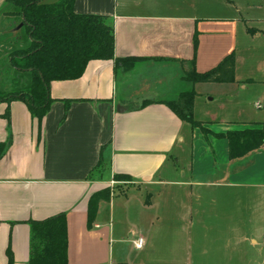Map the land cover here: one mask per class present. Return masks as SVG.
<instances>
[{"label": "crops", "instance_id": "crops-1", "mask_svg": "<svg viewBox=\"0 0 264 264\" xmlns=\"http://www.w3.org/2000/svg\"><path fill=\"white\" fill-rule=\"evenodd\" d=\"M73 11L112 18L115 57L140 60L118 67L93 60L80 78L51 82L54 101L40 123L23 102H0V142L8 143L0 158V264L7 250L12 264H28V221L60 212L68 264H264V253L246 246L264 239L257 231L264 145L232 162L227 140L213 135L231 125L202 123L212 133L205 136L165 104L191 88L182 79L188 61L199 73L213 69L235 55L239 40L259 37L258 20L234 0H75ZM8 22L0 14V25ZM237 62L235 55L234 82L214 85L233 87ZM105 190L109 199L89 224V200Z\"/></svg>", "mask_w": 264, "mask_h": 264}, {"label": "trees", "instance_id": "trees-1", "mask_svg": "<svg viewBox=\"0 0 264 264\" xmlns=\"http://www.w3.org/2000/svg\"><path fill=\"white\" fill-rule=\"evenodd\" d=\"M74 1L60 0L48 5L44 0H5L0 10V14L12 22L10 29L0 35V102L7 105L12 101L23 102L31 117L38 123L48 113L54 101L50 97L51 82L80 78L87 64L93 60H111L115 67L127 61L140 60L116 58L112 18L77 14L73 11ZM193 46L196 49V35ZM234 69V53L204 73L196 72L195 60L192 58L183 66L182 79L191 86L200 83H233ZM3 72L7 75L5 81ZM194 95V89L190 88L165 104L182 121L189 123L192 128H199L207 136L212 133L201 122L193 119ZM63 102L62 121L67 116L71 100L65 99ZM3 117L8 119V108ZM251 125L252 128L213 133L214 136L227 140L230 161L235 162L262 149L264 122ZM7 148L8 143L0 142V158ZM103 167L104 162L100 158L94 169L101 171ZM114 178L129 180L128 176L123 175H115ZM108 193L105 190L91 196L87 212L89 224L94 219L98 202L109 199ZM28 224V264H68L66 213L29 220ZM7 256V264H12L13 258L9 250Z\"/></svg>", "mask_w": 264, "mask_h": 264}, {"label": "rangeland", "instance_id": "rangeland-1", "mask_svg": "<svg viewBox=\"0 0 264 264\" xmlns=\"http://www.w3.org/2000/svg\"><path fill=\"white\" fill-rule=\"evenodd\" d=\"M234 1L243 7L245 15L258 20L256 28L260 32L259 37H245L239 40V48L235 51L238 62L233 87H220L209 83L211 85H198L194 89L193 119L204 123V126L212 130L221 129L215 127L216 124L213 123L220 119L231 125L234 130L252 128V126H243V122L264 121V0ZM11 26L12 22L0 25V35H4ZM2 76L5 81L6 73L3 72ZM121 84L118 77L119 90ZM138 93L141 94L137 91L135 95ZM255 103H260L261 107L256 108ZM188 151L187 148L185 156L188 155ZM257 231L264 232V223L258 226ZM246 243L250 253H264V239L259 238L257 243H253L250 239Z\"/></svg>", "mask_w": 264, "mask_h": 264}, {"label": "built area", "instance_id": "built-area-1", "mask_svg": "<svg viewBox=\"0 0 264 264\" xmlns=\"http://www.w3.org/2000/svg\"><path fill=\"white\" fill-rule=\"evenodd\" d=\"M255 107L256 108H260L261 104L260 103H255ZM133 244L136 248H140L143 245V238L141 236H138L136 238H134L133 240Z\"/></svg>", "mask_w": 264, "mask_h": 264}]
</instances>
